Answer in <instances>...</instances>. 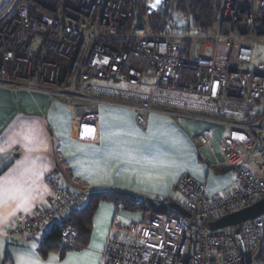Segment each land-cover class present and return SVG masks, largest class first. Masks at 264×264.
Returning <instances> with one entry per match:
<instances>
[{
  "label": "built area",
  "instance_id": "obj_1",
  "mask_svg": "<svg viewBox=\"0 0 264 264\" xmlns=\"http://www.w3.org/2000/svg\"><path fill=\"white\" fill-rule=\"evenodd\" d=\"M14 2L13 10H0V86L63 103L72 110L76 139L93 141L100 103L132 109L137 126L147 132L150 114L163 112L154 96L160 89L212 99V120L226 126L217 149L231 168L230 188L212 196L190 175L180 176L166 200L189 218L157 213L141 227L114 223L99 264H264V215L230 232L206 229L207 222L264 198V61L253 65L254 45L264 44V0H216L207 32L191 26L179 30L167 18L163 22L170 33L164 35L149 30L148 19L160 12L145 6L139 17L136 0ZM164 5L162 0L161 10ZM93 79L149 92L94 85ZM250 106L262 110L243 121L227 118H244ZM88 128L94 130L91 135ZM210 136L205 128L196 139L207 145ZM48 184L49 203L31 216L20 215L8 236L31 240L41 227L87 200L86 189ZM61 237L76 246L74 228L63 229Z\"/></svg>",
  "mask_w": 264,
  "mask_h": 264
},
{
  "label": "crops",
  "instance_id": "obj_2",
  "mask_svg": "<svg viewBox=\"0 0 264 264\" xmlns=\"http://www.w3.org/2000/svg\"><path fill=\"white\" fill-rule=\"evenodd\" d=\"M106 83L108 84L100 85L112 89L149 92L148 88L133 84H120V87H117L109 85L114 84L113 82ZM182 94L164 89L154 93L158 99L156 105L163 112L150 114L147 132H142L137 126L132 109L122 105L98 104L95 136L93 141L89 142L72 136V110L63 103H54L43 93L16 91L0 86V185H4L9 179L18 180L24 194L29 196L28 204L20 208H16L18 199L8 200L4 197L5 203L0 207V212L11 209L15 211L0 222V264H17V257L29 252L39 259L40 264H47L52 256L56 257L53 264H64L69 253L84 252L98 256L100 263L102 250L89 248L94 237L103 249L114 223L145 222L140 212L126 210L122 205L112 202H100L92 218L86 247L69 249L62 256L49 253L43 258L38 253L39 241L54 223L41 227L31 240L8 236L7 231L15 225L20 215L31 216L38 207L49 203V181L72 189L93 192L118 191L142 198L167 199L171 197L174 184L180 176L190 175L202 183L210 195L224 194L231 186V172L222 171L227 166L217 145L226 136V126L212 120L213 108L216 105L212 99ZM252 114L253 112L251 116ZM227 118L234 121L247 119L245 114L244 118L235 115ZM102 119L105 127L116 126L113 130L119 131V126L123 123L126 130H139L144 135L149 131L157 134L160 137V152L173 160L176 167L170 169L167 174H162L158 181L146 183L138 182L134 175L125 171L126 165L113 161L110 165V182L90 183L89 175L96 166L94 162L101 157L91 149H78L77 146L95 145L96 148H101ZM205 128L211 132L210 140L207 145H200L196 137ZM25 134H30L34 139H25ZM249 167L255 169L253 164ZM101 232L105 233L102 237Z\"/></svg>",
  "mask_w": 264,
  "mask_h": 264
},
{
  "label": "snow or ice",
  "instance_id": "obj_3",
  "mask_svg": "<svg viewBox=\"0 0 264 264\" xmlns=\"http://www.w3.org/2000/svg\"><path fill=\"white\" fill-rule=\"evenodd\" d=\"M114 127L116 126L108 125L105 127L102 119L100 130L101 148L98 149L95 145L77 146L78 149H91L94 154H99L101 157L100 160L94 162L96 166L89 175L90 183L110 182V165L113 161L126 165L125 171L130 175H134L138 182L146 183L158 181L162 174H167L170 169L176 167L173 160L166 158L160 152V137L157 134L149 131L147 135H144L139 130H126L123 123L119 126V131L113 130ZM93 131L91 128L86 129L89 135ZM125 137L128 138L125 139ZM25 139L31 141L34 137L25 134ZM4 197H7L8 200L18 199L19 202L16 204V208L26 206L29 202V196L24 194L18 180L9 179L4 185H0V207L5 203ZM13 211L15 209L0 212V222H3L7 216L12 215ZM104 234L101 232V237ZM89 248L102 250V245L97 243L94 237ZM54 261H56V257H49L47 264H53ZM17 264H40V261L29 252L24 256L17 257ZM64 264H99V257L91 252H84L83 254L69 253Z\"/></svg>",
  "mask_w": 264,
  "mask_h": 264
},
{
  "label": "trees",
  "instance_id": "obj_4",
  "mask_svg": "<svg viewBox=\"0 0 264 264\" xmlns=\"http://www.w3.org/2000/svg\"><path fill=\"white\" fill-rule=\"evenodd\" d=\"M164 2V7H166L169 0H164ZM175 2L191 22L189 26L200 33H205L209 30L210 23L215 18L217 11L216 0H177ZM134 10L135 14L137 13L139 17H142L145 12L144 1L136 0ZM167 18V14H161V12L160 16L155 14L151 16L148 19L150 32L155 35L169 34L170 31L166 30L163 22ZM103 201L122 205L124 209L132 212H140L145 222L149 221L157 213L177 215L171 210V203L166 199L142 198L130 193L118 191H89L87 200L80 207L70 210L66 216L52 224L49 231L41 237L38 245V253L41 257L45 258L49 253H57L62 256L69 249L77 250L86 247L91 233L92 218L98 204ZM66 227H72L78 233L75 247L67 246L61 237V231Z\"/></svg>",
  "mask_w": 264,
  "mask_h": 264
},
{
  "label": "rangeland",
  "instance_id": "obj_5",
  "mask_svg": "<svg viewBox=\"0 0 264 264\" xmlns=\"http://www.w3.org/2000/svg\"><path fill=\"white\" fill-rule=\"evenodd\" d=\"M15 0H0V10H2V12H5L9 9L13 10L15 8ZM162 0H146L144 2L145 6H147V8H152L155 12H161L167 14L168 16V20H170L173 25L175 27H177L179 30L185 29L186 27H188L191 22L189 21V19L185 16V14L183 13V11L178 8V4L176 2H171L169 1L166 5V7H164L162 10L160 9V5H161ZM10 3V4H9ZM9 5V6H8ZM137 15V13L135 14ZM138 16V15H137ZM138 19H136L135 23H138ZM36 44H38V40H36L35 42ZM254 59H253V65H256L258 62H263L264 61V44L262 43H256L254 45ZM91 83L94 85H100V84H108L106 82H101L98 79H93L91 80ZM114 84H109V85H113V86H117L120 87L118 82H113ZM147 89V88H145ZM183 96H187L186 94H182ZM181 95V96H182ZM188 98V97H187ZM262 110L261 107H255V106H250L247 108V110H245V117L249 118L251 116V113L253 112H257ZM139 227L142 226V223L138 224ZM224 232H230L231 229H226L223 230Z\"/></svg>",
  "mask_w": 264,
  "mask_h": 264
},
{
  "label": "water",
  "instance_id": "obj_6",
  "mask_svg": "<svg viewBox=\"0 0 264 264\" xmlns=\"http://www.w3.org/2000/svg\"><path fill=\"white\" fill-rule=\"evenodd\" d=\"M175 2L177 0H169ZM223 172L231 171L230 167H224ZM171 210H173L177 215L183 218H189V215L184 211L182 207L177 204L170 205ZM264 215V198L255 202L254 204L247 206L236 212L224 215L214 221H209L206 223V229L210 232L221 231L229 228L238 227L241 224L257 219L258 217ZM238 228L235 229L234 233L238 234Z\"/></svg>",
  "mask_w": 264,
  "mask_h": 264
}]
</instances>
